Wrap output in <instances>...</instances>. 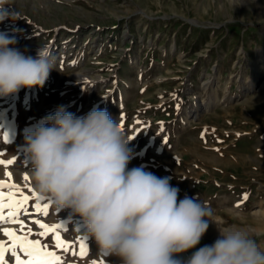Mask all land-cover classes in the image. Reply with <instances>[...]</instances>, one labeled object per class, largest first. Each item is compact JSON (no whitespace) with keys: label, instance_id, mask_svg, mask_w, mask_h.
I'll use <instances>...</instances> for the list:
<instances>
[{"label":"rangeland","instance_id":"rangeland-1","mask_svg":"<svg viewBox=\"0 0 264 264\" xmlns=\"http://www.w3.org/2000/svg\"><path fill=\"white\" fill-rule=\"evenodd\" d=\"M0 18L10 48L33 58L46 49L53 62L42 87L0 95V160L13 161L0 164V181L30 197L24 231L0 228L31 229L64 264H122L70 209L37 193L25 154V137L45 117L95 108L124 118L128 169L167 178L178 200L211 209L200 243L179 259L213 244L219 228L244 229L264 247V0H0ZM36 205L48 214H29ZM36 221L60 227L42 237Z\"/></svg>","mask_w":264,"mask_h":264},{"label":"clouds","instance_id":"clouds-1","mask_svg":"<svg viewBox=\"0 0 264 264\" xmlns=\"http://www.w3.org/2000/svg\"><path fill=\"white\" fill-rule=\"evenodd\" d=\"M13 43L0 34V95L42 87L53 66L46 49L26 57ZM129 140L104 110L76 117L58 109L25 137L35 190L70 209L99 250L122 264H264V247L235 227L219 228L213 244L179 259L200 243L212 211L188 196L178 200L179 189L167 178L128 169Z\"/></svg>","mask_w":264,"mask_h":264},{"label":"snow or ice","instance_id":"snow-or-ice-1","mask_svg":"<svg viewBox=\"0 0 264 264\" xmlns=\"http://www.w3.org/2000/svg\"><path fill=\"white\" fill-rule=\"evenodd\" d=\"M123 117H121V128H123ZM141 129H137L138 133ZM133 136H130L129 139H132ZM13 161L11 160H0V164L10 165ZM6 175L11 178V174L7 173ZM25 179H29L25 176ZM8 189L5 191L4 189ZM19 192V195H17ZM30 197L25 195L23 192L19 191L17 185L9 184L6 181H0V224L3 223H18L21 226V232L24 231L25 222L19 218L21 211H27L25 205L29 201ZM37 211H43L44 215H47V205H44L43 208H40L39 205L35 206ZM7 210V212H6ZM6 212V214H5ZM39 224V227L44 231L39 233L40 236H45L47 232H56L57 228L60 225H46L40 221H36ZM0 232L4 234L10 241V244L5 243V241L0 240V264H8L6 260V255L10 253L11 257H14V264H64L63 258L56 254L55 251H49L48 245L41 243L40 240L30 239L29 236L32 233L31 229L27 230V234L18 235L15 230H11L7 227L0 228ZM56 239L58 243L56 247L62 249L65 252H68L70 245H66V242L62 241L57 233ZM21 254L26 259L22 258ZM72 255H77L76 252H72ZM79 255L83 257L85 255V248L83 243H81ZM93 264H96L93 261ZM103 264V262H101Z\"/></svg>","mask_w":264,"mask_h":264},{"label":"bare ground","instance_id":"bare-ground-1","mask_svg":"<svg viewBox=\"0 0 264 264\" xmlns=\"http://www.w3.org/2000/svg\"><path fill=\"white\" fill-rule=\"evenodd\" d=\"M0 117H1V114H0ZM8 128H9V126H8ZM29 175V174H28ZM36 210H33V211H30V212H28L29 214H38V213H40V212H42V211H37V208H35ZM43 213V212H42ZM29 219H33V217H30ZM15 227V226H14ZM9 229H11L12 230V228H9ZM15 229V228H14ZM18 231V230H17ZM19 232V231H18ZM2 233V232H1ZM18 235L20 234V233H17ZM3 235V234H2ZM4 237H6V236H4Z\"/></svg>","mask_w":264,"mask_h":264}]
</instances>
